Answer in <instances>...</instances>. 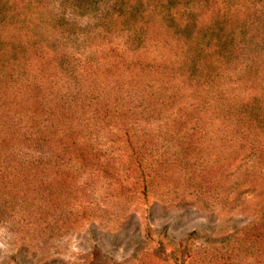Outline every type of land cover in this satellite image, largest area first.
I'll list each match as a JSON object with an SVG mask.
<instances>
[{
    "label": "trees",
    "instance_id": "16d2710c",
    "mask_svg": "<svg viewBox=\"0 0 264 264\" xmlns=\"http://www.w3.org/2000/svg\"><path fill=\"white\" fill-rule=\"evenodd\" d=\"M124 1L125 9L109 19L112 37H117L123 27H141L142 35L157 30L162 42L147 41L143 54L154 52L156 44L161 52L166 48L168 54L159 52L151 61L114 55L116 64H123L129 73L124 78L129 85L132 80L153 79L158 88L169 91L160 115L175 109L168 119L169 142H178L174 163L181 156L200 155L203 142L216 129L225 134L229 146L220 151L224 161L218 159L214 168L204 170L194 161L189 178L195 193L209 195L212 189L216 191L214 198L227 200V169L233 161L256 157L264 174L263 134L255 115L257 108L252 105L255 99H261L260 94L251 89L248 100L232 106L234 98L229 99L239 84L254 88L255 83L242 78L227 86L232 75L217 61L221 44L232 37L228 30L239 20V1L247 7L254 0ZM186 7L199 11V22L192 24L191 30L190 24H183L179 10ZM196 29V35L189 33ZM64 34L60 20L51 15L43 0H0V220H13L15 236L8 247L27 258L34 257L39 238L55 239L59 231H73L94 215L89 206L96 200V184H106L105 196L99 199L116 197L129 203L147 202L160 188L163 161L157 159V165L152 166L148 157L156 137L138 133L130 122L143 118L141 115H128L118 97L109 107L103 105L88 112L79 109L77 116L76 112L71 115L69 108L58 106L59 46ZM82 120L97 125V135L91 137H104L108 147L103 148L110 153L81 133L77 127ZM20 145L28 150L40 149L37 152L44 153V167L17 158ZM117 160L123 166L120 172L111 170ZM54 221L60 222V230L55 231ZM237 233L242 243L264 248V215ZM41 251L37 257L45 260L48 252ZM260 254L264 255V249ZM83 264L114 263L92 248Z\"/></svg>",
    "mask_w": 264,
    "mask_h": 264
},
{
    "label": "rangeland",
    "instance_id": "374dc122",
    "mask_svg": "<svg viewBox=\"0 0 264 264\" xmlns=\"http://www.w3.org/2000/svg\"><path fill=\"white\" fill-rule=\"evenodd\" d=\"M43 1L65 31L59 46L61 64L57 81L61 99L57 100L58 106L69 108L71 115L76 112L77 116L79 109L99 110L103 105L111 106L118 97L128 115H141L143 118L135 122L132 118L130 122L138 133L156 137L148 157L151 156L152 166L157 165L154 162L157 159L163 161L160 188L147 202L129 203L127 199L116 197H108L107 201L99 199L105 196L106 184H96L93 189L96 200L89 206L94 215L73 231H59L55 239L39 238L33 248L34 257L30 258L9 249L15 225H12L13 220H0V264H83L92 248L114 264H264V255L260 254L264 248L244 244L237 235L264 215V174L259 161L252 156L233 161L227 169V200L214 198L216 191L212 189L209 195L195 193L189 178L194 170L191 163L197 161L196 167L200 170L214 168L215 162L223 156L222 148L229 146L225 134L221 135L216 129L203 142L200 155L181 156L177 164L174 163L178 142L177 145L175 140L169 142L171 123L168 119L174 116L175 109L169 108V112L160 115L169 91L158 88V82L153 79L132 80V86L129 85L124 79L129 73L125 72L123 64H116L114 55L127 59L141 57L144 61L158 58L161 52L158 44L148 55L143 54V47L147 41L162 42V35L157 30L142 35L141 27L137 30L132 26L123 27L117 37H112L109 19L125 9L124 0ZM239 3L242 7L239 20L228 30L232 37L225 38L221 44L222 52L217 61L232 75L227 86L242 78L247 83H255L254 88L239 84L229 100L234 98L230 104L238 106L241 100H248L251 89L259 92L261 99H255L252 105L257 108L255 115L263 134L261 141H264V0L250 1L247 7ZM179 10L183 24H190L188 30L192 29V24L197 25L200 19L197 7ZM189 33L196 35L198 29ZM161 53L168 54L166 48ZM101 100L103 104L98 105L97 101ZM155 111L158 114H154ZM79 126L86 137L97 135L98 127L93 121L82 120ZM92 141L102 151L110 153L103 148L108 147L104 137L92 138ZM22 147L20 145L16 151L17 158L38 162L44 167V153L37 152L40 149ZM121 165L117 160L111 164V170L120 172ZM59 223H55V231L62 227ZM42 249L48 252L45 260L37 257Z\"/></svg>",
    "mask_w": 264,
    "mask_h": 264
}]
</instances>
